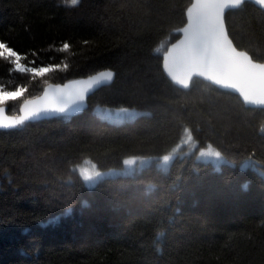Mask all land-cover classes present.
<instances>
[{
    "label": "trees",
    "instance_id": "1",
    "mask_svg": "<svg viewBox=\"0 0 264 264\" xmlns=\"http://www.w3.org/2000/svg\"><path fill=\"white\" fill-rule=\"evenodd\" d=\"M190 2L0 0V44L22 69H54L17 71L0 49V88L25 89L9 115L48 84L114 72L81 115L0 130V264H264V109L199 79L179 89L162 70ZM225 24L263 63L264 11L245 2ZM99 109L138 114L113 123ZM205 148L225 161L197 160ZM84 167L118 172L88 186Z\"/></svg>",
    "mask_w": 264,
    "mask_h": 264
},
{
    "label": "water",
    "instance_id": "2",
    "mask_svg": "<svg viewBox=\"0 0 264 264\" xmlns=\"http://www.w3.org/2000/svg\"><path fill=\"white\" fill-rule=\"evenodd\" d=\"M249 2L264 11L255 0H191L185 11V24L178 29L179 37L169 44L162 55V70L168 80L176 87L186 90L194 79L207 82L216 88L228 91L239 97L247 108L264 109V62H258L243 50L235 47L230 39L225 15ZM111 72L112 78L97 79L103 73ZM114 72L101 70L84 78L70 80L64 84H48L42 93L32 99L25 111L52 103L55 96H63L71 102L78 92L83 91V101L67 112L42 113L24 122H36L60 116L75 117L81 115L87 107V99L100 88L109 85ZM90 81L93 83L89 84ZM24 101L19 107V117L24 114ZM0 113V130H10L14 115H9L3 105Z\"/></svg>",
    "mask_w": 264,
    "mask_h": 264
},
{
    "label": "snow or ice",
    "instance_id": "3",
    "mask_svg": "<svg viewBox=\"0 0 264 264\" xmlns=\"http://www.w3.org/2000/svg\"><path fill=\"white\" fill-rule=\"evenodd\" d=\"M79 0H68V3L70 6H75L77 5ZM237 3L240 2V0H236ZM255 2L264 7V0H255ZM69 47L68 44L64 45V49H67ZM0 49H5V45L0 44ZM8 52V56L15 57V60L13 61L16 64V70L17 71H27L30 72L32 75L35 76H43L44 74L53 71L54 69L49 66V67H38V68H30V69H22L21 65L19 64V59L20 57L17 56L14 52H12L10 49H5ZM112 73L111 72H106L102 74V77H98L97 79L103 78V79H108L110 80L112 78ZM93 83V81H90L89 84ZM25 92L24 88H17L14 91H5L4 89L0 88V113L4 112V108L2 107L3 105L7 104L9 101H14L20 97L23 96ZM83 101V91L78 92L75 96V98L69 103L64 100L63 96H55L52 103L46 104L43 106H38L33 110H28L25 111L28 108L29 104L34 103L33 101H26L24 109L21 111L24 112L23 115H21L19 118L14 120V124L12 126H15L16 124H21L25 120L30 119L31 117L34 116H39L42 113H59L63 114L67 112L70 108H72L74 105L79 104L80 102ZM2 127H9V125L4 124L0 125ZM167 159V157H165ZM126 163H130L127 162Z\"/></svg>",
    "mask_w": 264,
    "mask_h": 264
},
{
    "label": "rangeland",
    "instance_id": "4",
    "mask_svg": "<svg viewBox=\"0 0 264 264\" xmlns=\"http://www.w3.org/2000/svg\"><path fill=\"white\" fill-rule=\"evenodd\" d=\"M97 113L101 118L107 121L113 123H122L134 119L137 116L138 111L133 109H122V110L99 109L97 110ZM183 145L186 148V152H190L195 149L194 143L191 142L190 134L186 133L183 141ZM173 156L174 155L172 154V155H167V159H165V157L161 158L159 165L166 166L168 162L173 158ZM196 159L201 161L211 162L217 167L222 162L225 161L220 154H218L216 151H214L211 148L198 150L196 153ZM127 162L130 163L124 164V169L121 171L122 173H127L135 167H143L149 164L150 160L143 158V159H132V160H128ZM115 172L118 171L117 170L95 171L92 167H84L81 169L80 175L88 186H93L98 180L108 176H113V174H116Z\"/></svg>",
    "mask_w": 264,
    "mask_h": 264
},
{
    "label": "clouds",
    "instance_id": "5",
    "mask_svg": "<svg viewBox=\"0 0 264 264\" xmlns=\"http://www.w3.org/2000/svg\"><path fill=\"white\" fill-rule=\"evenodd\" d=\"M162 235V234H161Z\"/></svg>",
    "mask_w": 264,
    "mask_h": 264
}]
</instances>
